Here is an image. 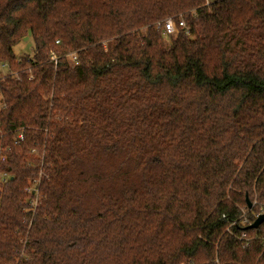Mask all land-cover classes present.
Segmentation results:
<instances>
[{"label": "trees", "instance_id": "16d2710c", "mask_svg": "<svg viewBox=\"0 0 264 264\" xmlns=\"http://www.w3.org/2000/svg\"><path fill=\"white\" fill-rule=\"evenodd\" d=\"M2 64L0 264H264V0H0Z\"/></svg>", "mask_w": 264, "mask_h": 264}, {"label": "rangeland", "instance_id": "374dc122", "mask_svg": "<svg viewBox=\"0 0 264 264\" xmlns=\"http://www.w3.org/2000/svg\"><path fill=\"white\" fill-rule=\"evenodd\" d=\"M216 1H219V0H206L207 4H210V3H213V2H216ZM171 18L174 19L175 21L177 19V18L175 19L173 17H171ZM168 19H170V18H168ZM178 19H180V16H179ZM182 19H183V17H182ZM14 53L17 56V60H20V59L25 58V57H31V58L34 57V42H33V38L30 35L25 37V39L14 48ZM1 73H2V75H4V71H1ZM1 81H4V79L1 80ZM1 81H0V84H1ZM3 100H4L3 93L0 92V109H2L4 107V104H3L4 101ZM47 132H48V130H46V134H47ZM3 149H2V147H0L1 156H2ZM7 151L8 150H6V153H7ZM45 154H46V148L45 147L32 148L29 151V158H30L29 159V164H30V162H32L34 164L38 163L39 161L42 162L43 157L45 156ZM93 165H94V163L91 164L89 166V168L91 169V171L94 172V170H96L97 168H95ZM41 176H42V173L34 174L28 180V185H27V189H26L27 199H26V202H25V205H26V209L25 210H26L27 213L26 212L25 213L29 214L31 216L30 220L37 213V210H38V208H39V206H40V204H41V202L43 200L42 192H40ZM35 187H36V192L34 193V192H32V190ZM249 214H248V217L250 218Z\"/></svg>", "mask_w": 264, "mask_h": 264}, {"label": "built area", "instance_id": "2783aa9c", "mask_svg": "<svg viewBox=\"0 0 264 264\" xmlns=\"http://www.w3.org/2000/svg\"><path fill=\"white\" fill-rule=\"evenodd\" d=\"M163 28L165 31L166 35L169 36H175L179 33L181 28H186V23L185 20L182 19V16L180 17L179 21H175L174 19L170 18L167 19L164 23H163ZM76 58V57H75ZM1 71H4V75H2ZM9 75V68H8V64H2L0 65V81L3 80L5 77H7ZM13 75V74H12ZM15 75V74H14ZM20 140L24 139V136L21 134L19 136ZM0 161H5L4 157L1 156L0 154ZM10 179H12V177L7 174V173H1L0 172V185L3 186L4 184H6ZM32 192H36V187L32 190ZM1 200V197H0ZM251 212L250 210H244L243 209V218H242V223L244 225H249L251 226L253 224V222L251 221V219L248 217V214ZM260 215L254 214V218H258ZM234 225L231 224L230 227H232ZM228 231H230L228 229ZM239 240L244 241L245 243H247V246L249 245V242L251 241V238H248L246 233H243L240 237Z\"/></svg>", "mask_w": 264, "mask_h": 264}, {"label": "water", "instance_id": "95a60500", "mask_svg": "<svg viewBox=\"0 0 264 264\" xmlns=\"http://www.w3.org/2000/svg\"><path fill=\"white\" fill-rule=\"evenodd\" d=\"M252 207V204L249 203V208ZM262 225H264V214H261L256 220L255 222L249 227V229H258L259 227H261Z\"/></svg>", "mask_w": 264, "mask_h": 264}]
</instances>
